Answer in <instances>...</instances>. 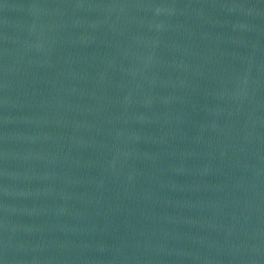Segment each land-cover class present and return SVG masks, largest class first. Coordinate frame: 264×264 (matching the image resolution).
<instances>
[{"label": "water", "instance_id": "95a60500", "mask_svg": "<svg viewBox=\"0 0 264 264\" xmlns=\"http://www.w3.org/2000/svg\"><path fill=\"white\" fill-rule=\"evenodd\" d=\"M0 264H264V0H0Z\"/></svg>", "mask_w": 264, "mask_h": 264}]
</instances>
